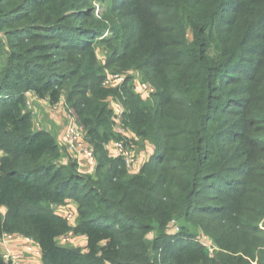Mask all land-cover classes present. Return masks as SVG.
Wrapping results in <instances>:
<instances>
[{"label": "trees", "instance_id": "16d2710c", "mask_svg": "<svg viewBox=\"0 0 264 264\" xmlns=\"http://www.w3.org/2000/svg\"><path fill=\"white\" fill-rule=\"evenodd\" d=\"M121 1L135 25L101 39L83 25L89 13L68 15L89 0H0V237L34 240L43 264H264V0ZM98 40L105 67L140 73L150 99L131 78L104 85ZM29 93L51 104L66 96L95 175L62 163L56 137L35 128ZM111 97L124 127L154 146L137 174L107 150L121 139ZM70 201L75 225L57 214ZM69 233L86 238L85 252L59 245Z\"/></svg>", "mask_w": 264, "mask_h": 264}, {"label": "built area", "instance_id": "2783aa9c", "mask_svg": "<svg viewBox=\"0 0 264 264\" xmlns=\"http://www.w3.org/2000/svg\"><path fill=\"white\" fill-rule=\"evenodd\" d=\"M129 78L132 79V83L137 90V95H139L143 100H148L152 97V95L155 94L156 90L153 87H150L149 85L141 82L138 73H131L129 76L124 77L106 78L104 85L108 88H112L111 86L113 84H124ZM31 98L33 99H27L26 102L27 108L30 112L33 108V101L40 100L34 95H32ZM113 110L115 114V121H122L124 119L125 108L120 101L113 100ZM68 111L69 120L67 122L64 134L67 151L69 152L75 163H77L78 168L82 174L93 176L96 174L98 166L97 157L93 148L87 143L86 132L77 122L76 118L72 115L71 110ZM33 112L34 111H32L31 113ZM118 134L121 136V139L107 145V150H113L115 158L122 159L126 169L129 172L138 173V156L127 144V142L131 140L133 134L124 129H120L118 131ZM57 214L65 217L70 224L75 225L77 212L76 210L71 209L69 205L58 208ZM19 238L24 237L10 234H4L0 237V246L4 249V252L1 255L3 256L6 263L23 264L26 254H29L33 257H42L39 245L30 238H24L27 242V245L22 251L13 252L10 249L9 244ZM74 238V234L69 233L65 236L60 237L58 239V243L61 246H70ZM202 245L206 247L211 254H213L215 251L213 250V248L217 249L210 239L203 242Z\"/></svg>", "mask_w": 264, "mask_h": 264}, {"label": "rangeland", "instance_id": "374dc122", "mask_svg": "<svg viewBox=\"0 0 264 264\" xmlns=\"http://www.w3.org/2000/svg\"><path fill=\"white\" fill-rule=\"evenodd\" d=\"M123 4H124V2H122V1L117 2V0H89V2L83 4V6H81V7L79 5L75 6V7L73 5H70L68 7V8H70L68 10V15H73L76 12H78V9H80V10L83 9L82 10L83 13H89L90 14L89 15L90 21H88V23L83 24V25L87 26V27H94V28H99V29L103 30V32L105 34L101 39H109V38H112L115 36L114 34H112V31H111L113 27L118 28L120 26H123V24H124V26L125 25H135V21H133V19H131L129 16H127L121 7H116V5L122 6ZM65 7H66V5H65ZM73 8H76V9L73 10ZM76 24H80V23H76ZM113 46L115 47L116 44ZM251 48L254 51L250 54V58L254 62V60H258V58H259V55L255 54V50H257L259 52V50H261V49H259L260 47H259V44H257V43L252 44ZM95 49H96L97 58L99 60L98 66L99 67H105L107 60H108L107 58L109 56L108 47L103 42L98 40L96 42ZM115 69H116L115 67H110V68L105 67V68H102V73L105 74V76L107 78H109V77L110 78L124 77V76H129L131 73H135V71L120 72V71H116ZM235 76H241V75L235 74ZM140 80L142 83L149 85V83H147L143 80L142 75H140ZM126 82L124 84H126ZM124 84L116 83V84H113L111 87L116 89L117 87L123 86ZM130 85H131V83H130ZM132 86H133L132 87L133 91L136 93L137 90L134 87L133 83H132ZM149 86L152 87L151 85H149ZM32 95H33L32 93H29L27 95V98L32 100L33 99V98H31ZM65 97L66 96L63 95L60 98V100L58 102H56L55 104H51L49 102V100H42L45 103V104L43 103V105L41 103L38 104L36 101H33L32 111H34V112L31 113V117L33 118L34 125H35L36 129L46 130L50 134H51V132L53 134H56L57 132H59V129L57 128L58 125L61 124L64 126L65 121H66L65 124L67 125V122L69 120V116H68L69 111L68 110H71V109L69 108V105L66 101L67 99ZM111 99L113 100L114 98L111 97ZM39 106H41V107H39ZM110 109L112 110V121H113L114 133L119 138H121V136L118 134V131L120 129H124V130L131 132V129L124 127V124H123L124 119L122 121H119V122L115 121L113 102H111V104H110ZM113 142H115V141H113ZM143 143L144 142L142 140H140L136 137H134L132 140L127 142L128 146L138 156V159H137L138 163H139V157H140L139 154H143V152H145V150H146ZM65 158L67 159V162H69L70 164H72V162H75L70 155H69V158L68 157H65ZM62 163H64V161H62ZM145 164H147V163H145ZM182 224L183 223L180 221L174 222L173 224H171V228H170L171 233L173 234L176 231H178L179 228L182 226ZM188 226H187V228H188ZM189 228H190V230H192L191 229L192 227H189ZM194 232H195L194 240L196 243L202 244L206 240L210 239L209 236L206 235L203 231H201L200 233L196 232V231H194ZM150 238H153V234L150 235ZM213 250L216 251L217 249L213 248ZM158 255L159 254L156 253V256H158Z\"/></svg>", "mask_w": 264, "mask_h": 264}, {"label": "crops", "instance_id": "0c3cea01", "mask_svg": "<svg viewBox=\"0 0 264 264\" xmlns=\"http://www.w3.org/2000/svg\"><path fill=\"white\" fill-rule=\"evenodd\" d=\"M38 104L41 103L43 105V101L42 100H38L36 101ZM45 104V103H44ZM41 107V106H39ZM66 123V121H65ZM64 123L63 125H58L57 128L59 129V132H57L56 134H53L51 132L52 135H54L56 137V139L58 140V142L60 143L61 147H62V161H64V165L68 166L70 163L67 162V159L65 157L69 158V152L67 151V147L65 144V140H64V134H65V128H66V124ZM135 136L133 135L131 140L134 138ZM144 147L146 148L145 152H143V154H139V164H138V173L141 171V169L143 168L145 163H148L154 153V146H152L151 144L148 143H143ZM69 154V155H68ZM109 154L111 157L115 158L114 152L113 150L109 151ZM71 156V155H70ZM145 162V163H144ZM75 163V162H72ZM77 171L80 172L79 168H77ZM129 172V171H128ZM137 172V171H136ZM130 174H137V173H133V172H129ZM69 207L71 209H74L77 211V206L74 202L70 201L69 202ZM5 212V210H4ZM10 245V249L13 252H18V251H22L24 249V247L27 245V242L24 238H19L16 239L14 242H12ZM87 245V241L85 237L82 236H76L72 242V244L70 245V247L72 249H80L81 252H85V247ZM4 252V249L0 246V254H2ZM23 264H43L42 262V257H33L29 254L25 255V259L23 261Z\"/></svg>", "mask_w": 264, "mask_h": 264}, {"label": "water", "instance_id": "95a60500", "mask_svg": "<svg viewBox=\"0 0 264 264\" xmlns=\"http://www.w3.org/2000/svg\"><path fill=\"white\" fill-rule=\"evenodd\" d=\"M73 251L77 254H80L81 253V250L80 249H73Z\"/></svg>", "mask_w": 264, "mask_h": 264}]
</instances>
